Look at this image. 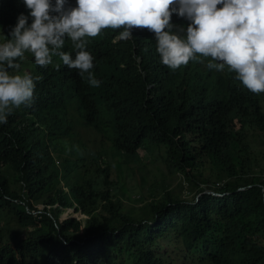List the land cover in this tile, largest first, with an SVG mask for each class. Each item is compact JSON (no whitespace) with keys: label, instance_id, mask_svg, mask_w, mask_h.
Returning <instances> with one entry per match:
<instances>
[{"label":"trees","instance_id":"1","mask_svg":"<svg viewBox=\"0 0 264 264\" xmlns=\"http://www.w3.org/2000/svg\"><path fill=\"white\" fill-rule=\"evenodd\" d=\"M28 11L0 0V39ZM120 30L88 39L98 86L58 56L40 66L26 52L9 69L39 79L0 123V264H264V92L208 58L169 69L154 33ZM139 150L192 196L125 202L120 171ZM67 209L83 217L61 220Z\"/></svg>","mask_w":264,"mask_h":264},{"label":"clouds","instance_id":"2","mask_svg":"<svg viewBox=\"0 0 264 264\" xmlns=\"http://www.w3.org/2000/svg\"><path fill=\"white\" fill-rule=\"evenodd\" d=\"M22 3L29 11L18 13L9 28V38L0 39V123L6 122L14 107L31 102L34 81L39 79L26 71H9L19 68L16 58L31 53L34 63L44 66L52 64L53 57L58 56L68 68L77 69L78 74L87 73L90 85L98 86L101 81L92 72L88 39L109 28L121 29L116 37L120 40L132 38L133 29L137 28L154 33L155 51L169 69L208 58L209 69L221 71L227 66L245 88L254 93L264 92V0H74V4L70 0H22ZM172 14L188 23L177 28L171 22ZM66 41L71 52L63 50Z\"/></svg>","mask_w":264,"mask_h":264},{"label":"rangeland","instance_id":"3","mask_svg":"<svg viewBox=\"0 0 264 264\" xmlns=\"http://www.w3.org/2000/svg\"><path fill=\"white\" fill-rule=\"evenodd\" d=\"M139 155L143 157L142 163H139L138 158L135 160L129 158V162L123 164L120 171L122 184L119 195L125 199V202L136 206H143L151 198L163 194L164 191H169L174 196L183 198H190L192 196L190 184L179 173L167 172L165 167H158L149 160L145 161L147 153L144 150H139ZM144 162H146V169L140 171L139 164L144 165ZM113 172L117 175L114 169ZM220 182L223 184V180ZM139 194L144 196V199L141 201L137 198ZM134 198H137V201H133L135 203L132 202ZM69 214L74 217H83L78 213H74L72 209H67L60 215V219L66 218Z\"/></svg>","mask_w":264,"mask_h":264},{"label":"built area","instance_id":"4","mask_svg":"<svg viewBox=\"0 0 264 264\" xmlns=\"http://www.w3.org/2000/svg\"><path fill=\"white\" fill-rule=\"evenodd\" d=\"M221 184H222V183H221L220 181H216V182H215V185H216V186H220ZM210 192H211V191H207V193H210Z\"/></svg>","mask_w":264,"mask_h":264},{"label":"water","instance_id":"5","mask_svg":"<svg viewBox=\"0 0 264 264\" xmlns=\"http://www.w3.org/2000/svg\"><path fill=\"white\" fill-rule=\"evenodd\" d=\"M263 192H264V188H263Z\"/></svg>","mask_w":264,"mask_h":264}]
</instances>
